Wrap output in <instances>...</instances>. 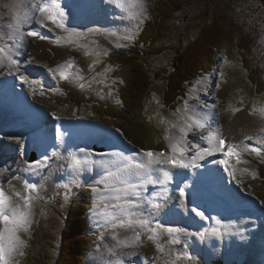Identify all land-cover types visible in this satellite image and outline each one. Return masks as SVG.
<instances>
[{
	"label": "rangeland",
	"instance_id": "obj_1",
	"mask_svg": "<svg viewBox=\"0 0 264 264\" xmlns=\"http://www.w3.org/2000/svg\"><path fill=\"white\" fill-rule=\"evenodd\" d=\"M35 1L36 0H34L33 2L28 1V4L26 7L30 9ZM178 2L181 3V8L183 10L176 15H175L176 12L174 11V16L171 17L172 21L171 20L166 21L167 26H170V28L173 29V31H175V33H172L170 35V39H169L170 42L169 43L164 42L162 45L157 43V45L160 46L161 48H159V49L153 48L151 50L152 53L140 52L139 54H137V56H139L140 58H144V60H148V64H149V67L147 68L148 71L153 70V71H156V73H157V76H156L157 82L155 83L154 88H153L154 93L151 95V97L148 101V105H149L148 120L145 123L143 122L142 124H140L139 122H137V120H135L136 124H138L139 126H138V129H136L134 131L131 124H127L123 120L120 112L118 111V110H120V106H119V102H118L119 96L117 95V97H116L117 102H115V104H113L111 106H106L104 104L97 105L98 99L93 98V97L90 98L89 100L86 98H83L81 100V102L77 103L75 106V108L77 109V112H75V114H80V116H78V119H75V122L73 123L74 125H76L77 127L81 126L82 124L78 120H80V119H86V120L91 119V114L93 112H95L96 109H99L100 112H103L105 114H108V113L113 114L112 125L114 127L120 128V122H124L125 127H126V132H130V133L132 132L131 135L134 136V134H135L137 137V138L136 137L135 138L138 140H139L138 137H141L143 139L144 145H147V144L151 145L153 143L157 144V145L161 144L163 139L160 136V132H159L160 128L163 129V123L166 121H170V120L162 111L163 110V103H162V100L160 97L162 96L163 91L166 90V81L165 80L170 76L171 72L173 71V65L172 64H173V62L177 56V50H178V48L180 50H184V48L189 44L190 40L195 38L198 35L200 29H203V30L208 29L207 33L205 34V38L204 37H203L204 39L202 38L203 40L200 42V44H204L206 41L208 43L209 42L208 37H210L212 34L215 33L214 27H216V26H214V25H216V24L220 27L221 32L226 30L225 24H227L228 28H230V29L232 27H234L235 28L234 32L236 35V42L233 41V39H234L233 38L231 40V43H230L231 47L228 48L229 51L225 50L224 54L222 56V57L227 58L229 53L231 55L230 58L227 59L226 65L222 68V74H221L220 80L222 82L230 83V86H234L235 88H239L238 91L234 92L231 96H229V98H228V109L230 111H232V109H239L241 104L246 103L248 100V102H249L248 107L246 106L248 114L255 116L257 118H261L258 110L255 113H253L252 107H253V105H256L257 109H259L260 107H264V94H259V95L254 94L253 86H252V83L249 79L248 72L245 70V67L243 66V63L241 61V58L239 57L240 56L239 54L241 52L244 53L245 61H246V59H250V61H252L251 60V58H252V59L258 60L260 63H262V64H259L260 69L258 68L257 70L260 72V79L264 80V0H193V1H191V3L189 1L186 2L187 5L185 3H183L184 1H182V0H178ZM182 3H183V7H182ZM36 4H37L36 6H38V2ZM90 4H92L95 7V9L102 8V10L106 11V5H104V0H92ZM121 4H123L124 6L121 7V6L117 5L120 9L118 14L121 15V17L112 19L115 22V25L112 26V31H111L112 32V35H111L112 42L105 41V43L103 45V47L105 49H108L111 51H115V48H113L112 45L119 46L117 41L115 40V37L120 36L119 35L120 29L123 28L122 30L125 31V30H127V28L130 27V25H132V27L137 29V24L140 23L138 20L142 17L143 13L147 12V14H148V8H147L145 2L142 0H139V2H138V0H129V1H127L125 3H121ZM160 4L161 5H163V4L170 5L168 0H160ZM107 5L109 8L113 7V5H114L113 0H107ZM23 8H24L23 6L16 5L14 7V10H21L22 11ZM0 12H1L0 13V39H1V38H4V36L6 34V31H5L6 22L9 23V22L15 21V16H14V14L10 13V10L8 8V3H6V0H0ZM113 14L116 15L117 12L113 10ZM95 15H97V14H95ZM41 17L44 18L42 16V13H41ZM155 17H156V13H155ZM127 19L132 20V21H131V24L128 23L125 26V22ZM34 21H35V14L31 17L30 24L26 25L25 29L27 28V30H28V29L33 28L32 26H29V25H31L32 23L34 24ZM211 23H213V24L209 25ZM211 26H213V27H211ZM170 32H172V31L170 30L169 33ZM203 33H204V31H202L200 33L197 41L201 39ZM215 35H216V33H215ZM206 37H207V39H206ZM232 37H233V34L230 35V38H232ZM108 38H110V36ZM131 38L133 40H135L134 36H132ZM197 41L192 42L190 44V46L185 50L184 54L182 55L183 61H187L189 58V55H191L193 57L196 56L195 53H196V48L198 46V45H196ZM22 45H24V47H26L25 43L14 44V42L12 40L9 43L8 42L5 43L4 39L0 40V50H2L3 48H5L7 46L8 47L6 49L10 48L11 46H14V47L18 46L20 48ZM30 47L31 46H27L26 49H29ZM238 47H240V49ZM35 50L36 51L38 50V48H36V45H35ZM47 50L42 51L39 54L42 55V58H49L48 60H50V64L53 65V62L51 59V53L53 52L52 54L55 56L57 54V51L54 50L50 54H48ZM145 50H147V49H145ZM67 51L68 50H66V52ZM20 52L21 51L19 49L18 54H20ZM153 53H155V54H153ZM0 55L2 56L3 61H4V59L8 58V54L5 52L3 53V51H0ZM47 55H48V57H44ZM98 57H101V55L98 54L96 58H98ZM18 58L21 59V54ZM96 58H94V59H96ZM120 58H122V57H117L116 61H117V59H120ZM69 59H70V56L61 57L58 59L57 63L60 65H64V62L69 60ZM194 59H196V58H194ZM252 62H254V61H252ZM121 69L123 70L124 68H121ZM82 70L84 71V69H82ZM143 70L147 72V70L144 66H143ZM152 74H153V72H151V75ZM211 76L214 79V80H212V82L215 83L216 78H217V73L215 75H211ZM156 77L153 76V79L156 80ZM109 78L112 79V78H114V76H110ZM192 83H194V82H192ZM113 84L115 86L118 85L119 88L122 85V83H120L119 80L117 83L113 82ZM199 86H200L201 91H204L205 89H208V88L212 90V88H213V84L210 81H205V82L201 83ZM71 92H72V90H71ZM234 94L237 96H235ZM99 95L101 97L107 99V100L110 99L109 95L103 89ZM67 96H70V92L67 94ZM1 99H2V97L0 98V100ZM10 101L12 102V100H10ZM24 101H25V104L27 103V106L29 107L28 112L30 111L31 113H28V114L30 116L35 117V119L37 121H39V118H40V120L44 118L43 114L40 111H38L35 107L30 105L27 98H24ZM195 105H197V104H195V103L188 104V108L183 113V115L189 117V112L191 110L192 111L194 110ZM197 106H199V105H197ZM199 107H201V106H199ZM0 109H4V106L2 104H0ZM7 109H9V107ZM208 109L211 110L210 107ZM21 110L23 111V109H21ZM237 112L238 111H235V113H237ZM8 113H10V111H8ZM17 113H18V116L16 115ZM22 114H24V112H22ZM22 114L19 113V111L12 113L15 121L20 119L18 121L20 124H22V122L24 120L23 117L20 118V116ZM211 114L214 115V122H215L217 120L216 114L214 113V111H213V113L211 112ZM1 116L7 117V112L2 113ZM45 120L50 121L51 123L49 122L47 124H51L53 126L54 120L51 119L50 116L46 115ZM54 122H58V121H54ZM249 122L250 121H248V123ZM93 123L94 122H91L89 124H93ZM180 124H183V123H180V122L177 123L176 122V124L172 125V127L170 128L169 136H171V138H172L173 132L178 129V126ZM66 125H68V122L66 123ZM101 125L104 126L103 124H101ZM11 127H10V130L16 131L19 133H25V132H33L32 134L35 133V131H32L30 128L28 130H25V129H19L18 130V128H15L13 126H11ZM6 128H9V126H6ZM48 128H49L47 131L48 139L45 143L46 146H48V141H51V140L55 141V138H57V136L55 137V132L52 130L53 131V133H52V131H50L51 128L50 127H48ZM94 128H95V131L93 134L96 136H99V134H100L99 128L98 127H94ZM96 131H98V132H96ZM103 131L106 132V130H103ZM1 132H6V131L2 130ZM91 136L93 137V135H91ZM30 140H32V138ZM169 140H171V139H167V142H169ZM56 141H57V139H56ZM250 142H251V140H250ZM7 144H10V141L0 139V161H3V162L7 161L10 164H13L12 168H11V166H9L10 167L9 171L4 170L3 173L0 172V178L2 179L1 181L6 182V183H4L3 186L4 187L8 186V184L10 182L9 181L10 177H15V176L17 177L19 174L24 176L23 171L25 170L27 172V176L24 178L28 179V183H30L31 185H34L35 187H36V183H37L38 185H40L41 188H43L42 191L39 193V197L35 200L36 203L34 202V204L30 207V217H29V223L27 225V228L20 230L18 233V235L20 236V239L23 241V245L10 258L11 259L10 264H20L21 258L19 256H21V254L23 255L24 247L26 246L27 241H28V237L30 236V228L36 219L41 218L40 204H46L47 201L49 200V198L57 197L58 195H60V196H62V199H61V201H58L56 204H57L58 208H64L63 202L64 201L69 202L71 199L74 198L75 192L73 189H74V186L78 185L77 182L80 180H82V182L87 181V180H91L92 178H93L92 181H95V178L98 177L99 175H101V171L99 173L98 172L99 168H97L96 174L93 177L92 176V163H90L87 159H83V162L85 165L84 167H82L81 165L79 167H72V168L68 167V169L65 170V173H63L64 171H62L59 174L60 176H58V177L56 176L58 174V168L56 165L53 166L50 173L56 178H53V176L50 173H47V174L44 173L45 175L43 174L44 175L43 180L39 184L38 181H36V180H39L36 177L37 176L36 173L38 171L35 173L34 179H33L32 174L36 169H34V168H28L27 169L26 167H23L21 155H23L24 147L20 146V144H19L20 149H19V146H16L15 149H12V148L8 147ZM17 144L18 143H16V144L14 143L12 146H15ZM120 144H122V143L119 142V145ZM72 145H73V140H72ZM6 148H9V149L6 150ZM46 148L48 149V147H46ZM71 148L72 147L70 146V147L63 149L64 150L63 153L64 152H70ZM18 149L20 151V155H18V151H17ZM26 149L28 151L27 146L25 147V152H27ZM31 149L32 148H30L29 151ZM49 149H50V147H49ZM29 151H28V153H29ZM49 151L52 152L51 149ZM4 153H7L8 155H4ZM78 154L80 155L81 153H78ZM25 155H26V153L24 154V156ZM71 158H72L71 153H67L63 162L69 163V160ZM9 163H7V164L9 165ZM231 166L239 168L241 165L237 164L234 160V163L231 164ZM19 168H20V170L17 171ZM229 168H230V166H229ZM111 169L116 170V166H113ZM46 170L47 169H45V171ZM40 171L41 170H39V172ZM262 173H264V169H263ZM223 174L225 175V173H223ZM176 176H178V175H176ZM183 178L186 180L188 179L186 177H183ZM55 182H56V184H55ZM199 182H202V181H199ZM64 183H66V187L62 186V184H64ZM189 185H190V182H189ZM194 187L195 186L192 187L193 191L196 194H200V191L199 190L196 191L194 189ZM204 187H205V185H204ZM163 189L164 188L161 189V195L165 197L168 195L167 194L168 189L166 192ZM202 190H204V189L202 188ZM19 192L22 194V196H25V193H24L22 187H21V190ZM197 192H199V193H197ZM213 195H215V194H213ZM210 196L207 198H210ZM14 199L17 201V205H18L15 207H20L23 209L24 205H23V202L21 201V197L16 196V197H14ZM246 202H249L250 204H252L251 201H249V200H246ZM35 206H37L38 209L35 208ZM179 208H181L180 205H179ZM47 211L51 212V209L48 206L45 208L44 212L47 213L45 215L49 216L50 213ZM60 212L63 213V209H61ZM109 218H110V215L107 214V215H103L99 219L97 217H95L94 219H95V223H97V225L103 226L109 220ZM130 218H131V216H130ZM192 218H193V220L191 223L193 224V227L196 229V231L199 233V239H200V235H202V232H201L199 227L194 226V222H193L194 220H196V218L199 219V217L196 216L195 214H193ZM187 219H190V218H187ZM129 220L130 219H128V218H119L118 219V221H121L125 224H128ZM137 220H139V217H135L134 219H131V221H133V223H131L132 225H128V228L129 229H138L139 231L143 232V229H141L139 224L135 223V221H137ZM230 220H231L232 225L236 229H238L239 231H242L243 234L245 236H247L246 232L244 230H241L240 228L236 227V225H234V222L232 221V219H230ZM107 224H109L111 227L119 226V224H117L114 220H111ZM2 227H3V225H2ZM96 229L102 230V238L106 237L107 235H112V232L109 229L99 228V227H96ZM110 238L112 239V243H113L114 238L112 236ZM123 242H125V240H123ZM247 243L248 244L250 243V238L247 239ZM101 244L102 243H99V249H100ZM218 246H219V242L213 240V238H211V236L206 235V237H204L203 240L195 239L194 245H192L191 250H192V252L194 251L195 254L197 253L198 255L199 254L203 255V257L206 259L207 263L211 264V262L214 260L213 254L215 253L216 256H219V252L217 251ZM167 247L168 246L166 245L164 248H167ZM231 250H232V248H231ZM97 252H100V251H97ZM97 252H95L92 255H89L88 258H90V256H94L95 254H97ZM229 252H230V250H229ZM163 253L165 254L164 258H173L175 255L180 254V252H177L175 250L171 251L170 249H165L163 251ZM70 254H71V251H70L68 256L65 254L64 260L67 261ZM248 256H249L250 263L258 264V262L260 260L264 262V256H261L260 258H258V257H256L255 253H251ZM158 259L159 258H157V260ZM183 261H184V259H181L180 261L177 262V264H179L180 262H183ZM190 261H192V259ZM196 261H197V259L194 260V263ZM228 261H230L229 257H226V259L223 260V262L226 264Z\"/></svg>",
	"mask_w": 264,
	"mask_h": 264
},
{
	"label": "trees",
	"instance_id": "obj_2",
	"mask_svg": "<svg viewBox=\"0 0 264 264\" xmlns=\"http://www.w3.org/2000/svg\"><path fill=\"white\" fill-rule=\"evenodd\" d=\"M168 2L170 5H161L159 3L158 6H161H159L157 11L155 10L157 19H155L156 21L151 27V34H149L146 40V48L159 42L160 39L161 41H169L168 36L164 34L162 38H159V36L163 30L164 33L169 32L165 23L171 20V17L174 16V11L176 15L183 9L178 0H168ZM214 26H216L214 27L216 35L214 33L208 37V43L206 41L204 44H200L205 38L208 29H200L198 35L190 40L188 46L192 42L197 41L200 33L204 31L201 39L197 41L196 45L198 46L195 57L189 55L188 60L183 61L182 52L180 51L178 53L176 63L174 64L175 73L172 74V80H169L170 84L167 85L166 90L162 93L161 100L163 108H169L172 102H176L178 97L184 93V84L198 72L210 67L215 61V55L227 45L232 29L226 27V30L221 32L217 24ZM137 51L143 50L138 48ZM116 63L124 68V72L120 73L124 74L127 83L125 90L122 91L124 106L123 111H121V116H124L127 122H129L128 124L135 125L138 128L137 126L139 125L136 124L135 120L140 124L146 122L148 99L153 94L155 85L153 76L149 71H147V74L143 70V66L145 67V65L141 63V58L136 54L134 58L132 56H123L117 59ZM244 65H246L248 72L257 71L258 76L251 75V81L257 86V90L260 92L263 91L264 80L260 79L258 68L251 66L248 60ZM84 193V190L78 191L77 197V200L84 201L83 204L71 203L64 208H55L52 206L49 216L42 215L37 224L31 228V238L26 247H24L20 264H82L83 255L89 246V240L86 235V217H84L83 210V206L88 198ZM61 199L59 198V201ZM64 205L65 201L63 202ZM61 209H63V213L60 212ZM70 251L71 254L68 260H64L65 254L68 256ZM220 264L226 263L222 261Z\"/></svg>",
	"mask_w": 264,
	"mask_h": 264
},
{
	"label": "snow or ice",
	"instance_id": "obj_3",
	"mask_svg": "<svg viewBox=\"0 0 264 264\" xmlns=\"http://www.w3.org/2000/svg\"><path fill=\"white\" fill-rule=\"evenodd\" d=\"M114 3H117L119 6L123 7L124 5L120 3V0H113ZM139 2V0H138ZM54 11L50 10V6L48 4L38 5V10L40 13L44 14L47 20L52 21L53 24H57L59 27L63 28V21L66 18V12L64 8L59 3H54L52 6ZM27 22V18H18L16 23L19 25L20 23ZM42 26L44 25V19L40 20ZM71 34H75L74 30ZM29 36L39 37L40 39H45L44 36H41L36 31H29L27 33ZM61 38H57L59 41ZM106 54V53H105ZM98 63V61L94 62ZM73 64L72 59H69L64 62V65H58L57 69L49 68V72H53L55 74L56 71H59V75L61 79H68V73L64 70L68 67H71ZM47 67V66H45ZM89 67H92L90 65ZM18 70V69H17ZM107 71V69H105ZM21 80L25 83H31L33 85L39 84V81H30L27 76L21 75ZM102 82V81H101ZM81 88L84 87L83 84L80 85ZM219 87V85H217ZM43 95V93H41ZM119 102V101H118ZM259 111V114L262 119H264V107L256 108V105H253L252 111L255 113ZM232 111H239V109H232ZM196 126L203 129L205 125L203 123L196 122ZM262 133H264V127L260 129ZM182 135L177 139L175 144H170L172 155H168L165 151H144L141 150L139 153L134 154L132 157H126L123 153L113 152L108 154L111 157H117L119 161L123 162V168L120 169V172L125 176L135 175L140 178L141 186L144 184H161L166 185L168 181L172 179V173L164 166H171L175 168H189L196 167V161L198 159H202L205 155H210L213 152H220L224 155V159L220 160L219 163L225 165L227 168L230 160H235L237 164L241 163V149L244 151L251 150L256 155H261L262 149L259 147H251L246 141H250L253 139L259 140V137L253 136H245L239 144L227 143L220 132L219 128L214 131H208L207 135H202L200 137L201 140L206 141L208 147L201 148L199 144L194 145L193 147L196 150V154L192 156L188 163H185L184 158V148L180 147V144L184 141V130L181 129ZM57 135H61L59 132ZM261 144H264V141H260ZM81 152H86V149H80ZM176 153L180 154V157L177 158ZM55 156L56 153H53ZM91 155V153H88ZM139 158V162L132 163L131 161L137 160ZM47 159V157H46ZM87 159V156L85 157ZM81 164L80 160H73L72 167H79ZM162 173L163 179L154 178L153 172ZM231 174V173H230ZM111 175V173H109ZM253 178L256 177V173H252ZM26 183V182H25ZM125 187L119 191H122L125 195L131 193L134 196L139 197L141 195V191L137 190L138 186L135 184H131L127 182V179L123 181ZM34 185H28V188H33ZM165 192L167 188L163 189ZM15 195L17 197H21L24 200L25 207L22 209L20 207H14L10 198L4 193L3 189H0V222L3 223L2 229H0V264H10V258L13 256L15 252L23 245V241L20 239L18 235L19 231L22 229H26L29 223L30 217V198L28 196H22L20 192H16ZM181 197L184 196L183 189L180 190ZM120 199V197H117ZM134 206V203L130 200L125 201L123 204L119 205V209L122 212H125L129 216L133 215V213L128 210ZM154 208H159L158 204L153 205ZM195 213L196 216L204 218V213L199 211L196 208L191 210ZM129 224L133 223V221L129 220ZM135 223L139 224L143 232L136 231L134 232L133 239L130 241L132 244H139L142 242V236H146L147 240L155 241L156 248L163 252L164 244L159 242V237L162 233H167L170 239L167 241L168 244H176L179 240V234L183 232V229L173 228L169 226H165L164 224L156 221L155 226H152V222L147 219H139L135 221ZM123 226V225H121ZM111 251V249H109ZM135 253H129V255H134ZM180 255H177L175 259H172L167 262V264H177L178 261L183 259ZM115 264H123V261L117 259Z\"/></svg>",
	"mask_w": 264,
	"mask_h": 264
},
{
	"label": "bare ground",
	"instance_id": "obj_4",
	"mask_svg": "<svg viewBox=\"0 0 264 264\" xmlns=\"http://www.w3.org/2000/svg\"><path fill=\"white\" fill-rule=\"evenodd\" d=\"M28 1H34V0H6V3H8V8L10 10V13L11 14H14L15 16V21L13 22H9L5 24V31H6V36L10 37L12 39V41L14 42V44L16 43H25L26 42V31H27V28L25 29L26 25L30 24V21H31V17L35 14L36 12V9H37V2L41 1V0H36L34 2V4L31 6V8H27V4H28ZM54 2V0L52 1ZM16 5H20V6H23V10H14V7ZM31 5V4H30ZM1 13V12H0ZM4 15V14H3ZM42 16L44 17V14H42ZM18 18H27V22H24V23H20L19 25H17L16 21ZM28 27V26H27ZM26 31H25V30ZM28 30H32L31 29H28ZM19 40H18V39ZM44 45H41V49H43L42 51H46L48 48V46H53L52 45H46V43H42ZM51 44V43H50ZM46 45V46H45ZM55 45V49L57 51V54L59 55H63L65 54L66 50H68V46L67 45ZM23 46V45H22ZM26 46V45H25ZM87 45H84V48H83V55H84V58L85 59H90L91 58V55H92V51L91 50H88L86 49ZM36 48H38V44H36ZM19 51V47L16 46H11L10 48L6 49L5 51H3V53H7L8 54V58L13 56L12 54H15L16 52ZM20 56V54H19ZM44 57H48L47 56H44ZM97 55L94 57L96 58ZM93 58V59H94ZM92 59V60H93ZM2 56L0 55V62H2ZM68 73V71H66ZM57 74H59V71H56ZM75 76L77 77V81L75 84H73V82H71L69 84V86H66L68 88H72V92H70V96H66V99L67 100H71V101H76L77 98H83L82 94L77 91L79 90V86L81 84H79L81 82V80L83 79V76L80 75L78 72H77V69L75 70L74 73H68V79H74ZM3 86L7 87V89L10 88V85L6 82V83H3ZM91 87L87 90V92L91 91ZM8 91V90H7ZM4 96L6 95V92H1ZM5 98L7 100L10 101V98H8V96L6 95ZM92 98V97H91ZM20 100L22 103V105H19V104H16L14 102H8L7 104L9 105V111H12L14 110V112H18L19 110L23 109V105H26L27 106V103L25 104V101H24V97L23 95L20 97ZM62 100V99H61ZM22 107V108H21ZM7 110V109H6ZM213 113V109L211 108V110H206L204 108H201V107H195L194 110L190 113V117L195 121V122H199V123H203L205 124V121L207 120H211L214 122V115L211 114V112ZM23 112L25 113L24 109H23ZM28 113H31L30 111ZM240 118H239V121L243 124V123H248V121H250V129L253 128V126H256L257 124V121L255 120H251L250 118H248L246 115H243V114H240ZM40 120V118H39ZM55 121V120H54ZM53 121V126L51 124H47L49 123L50 121H46L44 119V125H46L47 127H50L51 130H53L57 136V141H56V147L55 149L54 148V145H52L54 143L53 140L51 141H48V146H50V149L52 150L53 153H56L57 156H60L63 154V149L67 148V147H72L70 152L72 153L73 151H77L76 150V146L78 145V140L82 139L81 137H77L76 139H74L73 136H71V133H73L72 131V127H69L68 125L65 126L66 122L65 120L61 117L60 120H58V122H54ZM51 123V122H50ZM6 126H9V128H6ZM10 127L11 125L10 124H0V133L1 131H6L4 132L8 139L14 143H18L20 144V146H23L24 147V152H23V155L26 153L25 156L28 155V151L30 149V146H31V138H32V133L33 132H25V133H19V132H16V131H12L10 130ZM32 126H30V129L32 131H35V129L31 128ZM90 127V126H89ZM180 130H175L173 132V135H172V138L171 140H169V142H167L168 144H175L177 139L180 137V133H181V129L184 130V132L186 131H191L186 125H179L178 126ZM12 128V127H11ZM85 129V128H84ZM94 131H95V128H93ZM24 131V130H23ZM52 131V133H53ZM94 131H92L90 133V136L93 135V137L91 136V138L93 139L94 137H98L96 135H94ZM60 133L61 135H57V133ZM70 132V135L67 133ZM98 132V131H96ZM95 132V133H96ZM71 139H70V138ZM1 139V138H0ZM72 140H73V145H72ZM94 140V139H93ZM100 140V139H99ZM184 141L181 143L183 144ZM180 144V145H181ZM121 145V144H120ZM120 145H113L114 147H119ZM27 146L28 148V151L26 149L27 152H25V147ZM105 147H107L106 145H104ZM47 149V148H46ZM186 150H189L190 153H194L196 154V150L193 146H189L186 148ZM23 151V150H22ZM30 152V151H29ZM73 152V153H74ZM72 156V154H71ZM72 159V158H71ZM71 159L69 160V162L71 161ZM64 158L61 159V162H63ZM234 163V160H230L229 161V165L230 164H233ZM228 165V167H229ZM218 166H222V165H219ZM46 168H42L41 171L37 172L36 173V177L38 179H40L42 177V175L44 174V171H45ZM223 175V173L221 171H219V168L217 169V172H216V177L217 178H221ZM19 177V176H18ZM15 179L13 180L10 184H9V188L7 189L8 190V193L6 194L9 198H10V202L11 204L13 205V201H14V195L13 193H15L16 190H18L20 188V182H19V179ZM178 177L180 179H182V181H187L186 179H184L182 176L178 175ZM9 182V181H8ZM191 187H193V185L190 184ZM216 194V193H215ZM226 194V193H225ZM198 195V194H197ZM232 197V195H229ZM209 197V196H208ZM197 202L200 203V204H204V201L203 199H197ZM19 203V202H18ZM253 203V202H252ZM248 205H250L249 202H247ZM14 206V205H13ZM18 206V205H16ZM15 207V206H14ZM35 208L38 209L37 206H35ZM251 209V208H250ZM252 212V210H251ZM260 213V212H259ZM250 215V214H249ZM261 214H259V220L264 223V219H263V216H260ZM178 217V216H177ZM165 222V221H164ZM126 233V232H125ZM128 234V233H127ZM133 238V236L130 237L129 240H125V242H129L131 239ZM124 242V243H125ZM146 243H150V242H146ZM122 243H120L119 245H121ZM154 243H151V245H153ZM106 254V256H105ZM107 254H108V250H105V251H100V252H97V254H95L94 256H90V258L87 259V262L90 263V264H103V261L104 260H107L108 257H107ZM261 256H264V251L259 253L258 255L256 254V257L260 258ZM89 257V256H88ZM229 262V261H228ZM227 262V263H228ZM263 262V261H262ZM261 263V260L258 262V264ZM264 263V262H263Z\"/></svg>",
	"mask_w": 264,
	"mask_h": 264
}]
</instances>
